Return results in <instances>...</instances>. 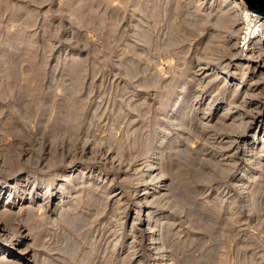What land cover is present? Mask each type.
I'll use <instances>...</instances> for the list:
<instances>
[{
	"label": "rangeland",
	"instance_id": "rangeland-1",
	"mask_svg": "<svg viewBox=\"0 0 264 264\" xmlns=\"http://www.w3.org/2000/svg\"><path fill=\"white\" fill-rule=\"evenodd\" d=\"M228 4L231 0H0V159L11 162L0 168V183L14 171L29 172L22 188L15 186L25 206L37 211L48 181L57 192L79 182L70 193L81 197L76 208L46 214V221L35 218L42 229L33 245L36 264H264V163L252 173L260 179L249 177L243 189L236 186L246 160L237 157L230 168L223 166L229 140L213 125L221 108L238 101L234 90L241 95L250 83L264 84V74L254 67L242 79L224 80L225 62L251 65L244 53L238 59L230 50L242 38L239 27L214 25ZM209 6L214 11L206 14ZM212 69L220 76L198 88L199 101L186 100L187 129L173 139L174 127L163 115L181 102L183 90L175 91L180 77L193 79L188 85L196 88ZM258 102L259 97L239 108V118L246 120ZM231 114L223 118L226 124ZM263 130V121L248 124L233 147L253 134L260 139ZM157 136L171 140L156 166L172 170L164 175L172 187L152 204L163 237L150 247L146 210L135 195L145 178L138 167L150 165L151 139ZM198 168L208 181L197 179ZM5 199L0 206L7 208ZM135 219L142 225H133Z\"/></svg>",
	"mask_w": 264,
	"mask_h": 264
},
{
	"label": "bare ground",
	"instance_id": "bare-ground-1",
	"mask_svg": "<svg viewBox=\"0 0 264 264\" xmlns=\"http://www.w3.org/2000/svg\"><path fill=\"white\" fill-rule=\"evenodd\" d=\"M197 4H198V2H197ZM230 5H233V7H235V9H233L232 6H231V8H228V7H230ZM207 11H209V14H210L214 11V9H212V6H209L205 12L206 14H207ZM218 14L220 15V17L218 18V20L216 18L217 21L214 20L215 21L214 25L217 28H220L222 26L226 30H232L234 28V26L239 27L236 32L237 33L239 32L238 35L239 36L241 35L240 37H242V38L241 39L238 38V40L236 39L235 44L232 43V45L230 46V50L233 52V54H236V53L239 54V56H236V57H238V59L240 57H242V55L244 53L245 54L244 56L247 57V61H248L247 63L251 64V65L245 64L244 66H242L243 63L242 64L231 63V61L225 62L226 64L221 69L222 75L224 74V76H225L224 77L225 82L227 81V79L232 80L233 77L240 76L241 79L244 78L245 74L247 73V70L250 69V67H252V68L254 67L253 68L254 70L259 69L261 71L259 73V75H263L264 73H262V71L264 72V16L257 14L255 12L251 11L250 9L246 8L241 0H231V4H228V6H225L224 8H222ZM207 18H208V16H206V15H205V17H203V19H205V20ZM200 21H203V20H200ZM250 38H251V41L248 42V44L244 42L245 40L247 41V39L249 40ZM239 41H241V43L243 41L244 42L243 45H240V43H238ZM245 45H247V47H245L246 51H244ZM216 54L220 55L219 53H216ZM222 59L223 58H220L218 60L223 61ZM211 60H214V59H211ZM254 64H255V66H254ZM71 65H73V64H71ZM230 66H231L232 70L234 69L231 74L228 73L229 71L228 72L226 71V69H228V67H230ZM212 70H214V73H211V75L208 77L204 76L203 78L200 79V80H202V79L205 80L207 78V81L203 82L204 86H201L199 83H198V85L194 83L197 86L196 88H193V87L188 85V83H191L193 79L190 78L187 80H183V77H180L182 85L180 87H176L175 91L179 93V90H183L182 93H184V94H183V97L181 99V102L178 105V107L175 108L176 111L168 110L167 111L168 115H163L164 119L167 118V124H170L174 127L173 128L174 133L172 134L173 139L174 138L177 139V137L181 133H183V130L187 129V124L189 121L187 119H185V117L183 118V114H182L184 105L187 102L186 100L191 96L194 99L195 98L198 99L199 95H197V94L199 93L200 89H204L207 86L208 82H211L214 80V78H215L214 75L216 76L219 74V72L217 73L215 71L216 69H212ZM196 75H197V73H196ZM218 76H220V74ZM198 80L199 79H197V81ZM258 81H260V80L255 81V82H257V84L256 83L251 84L249 82L251 85L249 84V88H247L245 90V92L243 91L244 93L241 95H239V94L237 95V89L234 90L232 95H233V97L238 99V101H236L233 104H229L230 106L227 104L223 108H221L222 111H221L220 117L219 118L216 117V120L218 118L217 125H216V123L213 124V125H215L214 126L215 128H218L219 132L227 134V137H228L227 140H229V142H227L225 144L226 147H224V148L229 149L230 154L227 157L228 159H227V161H225L226 163L223 164V166H227L228 168H230L235 163L236 159H238L237 157L245 158V160H246V166H245L244 170L242 171V174L240 173L241 174L240 178L235 180V184H237L236 186H238V187L241 186L240 187L241 189H243L241 184L244 185V183L249 181V177L251 179H253V181L260 179L259 175L255 176L252 173L258 168L261 169L263 166V163H264V161H263L264 160V134L260 136V139H259V136L257 137L255 134H253L243 144H240L238 147H236V146L233 147V145L240 140V138L237 137L238 136L237 134H239L242 130H245V128L247 127L248 124L255 125V124H260L262 121L264 122V95H263L264 92H263V94H261V92L264 90V84H262V87H261L262 89H261L258 86V84H259ZM176 85H177V83H176ZM198 88H200V89H198ZM258 97H259L258 103H260V105H257V108L250 110V112H249L250 116H248L246 120L239 118V117H241V115L238 114V112H241L239 110V108L241 109V107H245V105L249 106V103L251 102V100H254L255 98L257 99ZM173 98H174V96H173ZM198 101H199V99H198ZM172 102H173V100L170 99L169 103H172ZM245 102H247V103L245 104ZM208 104H209V102H208ZM246 109H248V108H246ZM207 111H208V113H206V114H209V112H210L209 108L207 109ZM231 112H234V114L232 115ZM243 112H244V110H243ZM206 114H203V116L199 120L205 119L204 116ZM229 114L232 115V122L231 123L229 122L226 124V122H224L223 118L225 117V119H226V117ZM243 117H244V115H243ZM202 124H203V122H202ZM214 127H212V128H214ZM263 132H264V130H263ZM172 137H170V138H172ZM170 142H171L170 139L163 138V137H161V139H160V138H158V136L151 139V143H152L151 146H153V151H154V156H152L153 158H151V163H149L150 165L144 164V166L140 165L138 167V172L141 173L142 176H145V178H143L141 180L142 181L141 182L142 185L140 186L141 189L135 195V200L138 203V205L142 204L143 206H141V207L145 208V210H146L145 211L146 220L144 221V226L146 225L145 234H147V235L150 234L153 236L152 238H150V245H148L150 247L155 244V241L157 239L159 240V239H162V237H163V233H159L156 230L158 224L155 223L154 218L156 217L155 215L157 214V211L154 210V208L152 207V204L154 203V201L158 197L165 196V191L168 190L169 187L171 186V184L170 185L166 184L167 181L165 180V177H166L165 174L168 172H171L172 170L167 171L161 165L156 166L157 162H158L157 160H160L159 156L161 155V152H163L164 150H166L172 146L170 144ZM222 143H223V141H222ZM217 144H219V143H217ZM218 146H221V145H218ZM257 146H259V148ZM242 161H244V160H242ZM214 162H215V164L216 163L219 164V160H218V162H216V161H214ZM9 163H11L9 160L5 161L4 159L3 160L0 159V168L3 165L5 166V164L7 165ZM17 164H18V162H17ZM213 165H214V163H213ZM4 166H3V168H4ZM203 168L204 167H202V170L204 171ZM202 170H201V168H198V170H196L195 175H196L197 179H199L201 177L202 178L206 177L203 175ZM260 171H262V170H260ZM12 173L13 174L9 180H5V181L0 183V199L3 198V196H6V199L4 200V204H7V208L5 206H2V207L0 206V264H36L37 253H35L36 250H34L33 245L34 246L38 245L36 243L40 241V235H41L40 233H41L42 229L39 230L41 227L38 228L37 225L35 224V222L38 220V219L35 220V218L40 217L41 221H42V219H44L46 221V219H45L47 217L46 214H48L49 217L51 214L56 215L57 213H58V215L61 216V215H63V213L66 210L76 208L79 205L81 197L79 199V193H75L76 191H74L73 194H70V193H72V190L76 189L79 182L77 183V182L73 181L74 183H70L66 188L63 185L62 188L61 187L59 188L60 192H57V191H53V189L52 190L49 189L51 183H53V180H52V182H51V180L48 181L46 183V188L44 190V193H42L43 203L39 207H37V211H36V209H34L30 205L25 206V203H24L25 201L20 197V193H23V192H21L19 187L22 188V185H24V183H23L24 179L26 178V176L30 175L29 172L20 173V171H18V172L14 171ZM84 173H82V174H84ZM59 175L60 174H58L57 178L59 177ZM164 175H165V177H164ZM205 175H207V173ZM146 177L149 179V181L146 179ZM57 178L55 177L53 179L56 180ZM205 179L207 180L208 178L206 177ZM206 180H204V182ZM260 181H262V180H260ZM68 182H70V181H68ZM82 182H83V180H82ZM15 183H18V185H19L18 188L15 186ZM172 183L174 184V182H172ZM80 187H82V186H80ZM133 189H134V192H136V188H133ZM244 189H246V188H244ZM67 190H70V191L68 192ZM28 195H29V197L26 198V200L31 199L32 190H30ZM245 196H246V194H245ZM117 202L119 203V199H117ZM49 203L52 207L51 206L48 207ZM118 203H117V205H118ZM66 205H68V206H66ZM65 206L67 208H65ZM36 215H38V216H36ZM48 219H51V222H53L52 218H48ZM33 220H35V221H33ZM55 221L56 220H54V222ZM152 221H153V223H152ZM31 222L32 223L34 222V223L31 224ZM136 222H138L139 226H141L143 223V222L135 219L134 221H132L133 225H135ZM47 223H48V221H47ZM56 224H58V223H56ZM39 226H41V225H39ZM159 241L161 244V240H159ZM28 242H31V243L28 244ZM163 244H165V243H163ZM130 249H133V247L130 246ZM161 249L162 248H159V247H158V249L155 248V250H157V252L160 251ZM15 253H16V255H15ZM159 253L161 254V252H159ZM162 255L163 254H161V256ZM158 260H160V257H158ZM167 261H165L164 264L168 263ZM158 262L159 261H157V260L154 261L155 264H157Z\"/></svg>",
	"mask_w": 264,
	"mask_h": 264
},
{
	"label": "water",
	"instance_id": "water-1",
	"mask_svg": "<svg viewBox=\"0 0 264 264\" xmlns=\"http://www.w3.org/2000/svg\"><path fill=\"white\" fill-rule=\"evenodd\" d=\"M251 11L264 16V0H241Z\"/></svg>",
	"mask_w": 264,
	"mask_h": 264
}]
</instances>
